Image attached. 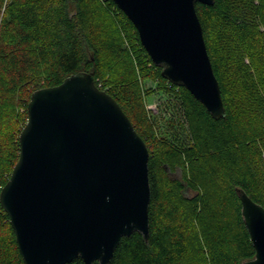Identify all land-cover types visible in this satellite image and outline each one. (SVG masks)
<instances>
[{"label":"trees","instance_id":"16d2710c","mask_svg":"<svg viewBox=\"0 0 264 264\" xmlns=\"http://www.w3.org/2000/svg\"><path fill=\"white\" fill-rule=\"evenodd\" d=\"M195 9L225 110L219 120L161 77L112 0H0V190L18 159L31 93L79 71L115 100L148 149V239L122 238L107 264L254 257L235 189L264 208V0H214ZM157 92L178 100L182 139L174 133L169 142L152 123L145 98ZM0 264H23L1 206Z\"/></svg>","mask_w":264,"mask_h":264},{"label":"water","instance_id":"95a60500","mask_svg":"<svg viewBox=\"0 0 264 264\" xmlns=\"http://www.w3.org/2000/svg\"><path fill=\"white\" fill-rule=\"evenodd\" d=\"M160 75L186 89L211 118L225 117L197 3L112 0ZM19 155L0 206L23 264H107L122 238L149 234L148 149L115 100L79 71L31 93ZM254 257L264 264V208L235 189Z\"/></svg>","mask_w":264,"mask_h":264},{"label":"rangeland","instance_id":"374dc122","mask_svg":"<svg viewBox=\"0 0 264 264\" xmlns=\"http://www.w3.org/2000/svg\"><path fill=\"white\" fill-rule=\"evenodd\" d=\"M145 85L147 88L155 87L154 83L150 81H146ZM177 104V99L171 96H167L161 92H157L145 98V106L150 113L152 123L155 124L158 134L161 137L167 139L169 142H173L174 133H179V139H182L184 137L183 133L181 131H178V126L175 124L177 123ZM170 123H173V127H171ZM169 176L173 179H180V170H176L171 173L169 172ZM186 195L188 196L189 193L186 192Z\"/></svg>","mask_w":264,"mask_h":264}]
</instances>
